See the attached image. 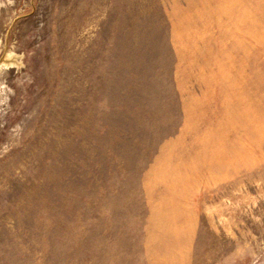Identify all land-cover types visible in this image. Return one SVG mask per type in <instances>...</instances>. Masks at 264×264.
<instances>
[{
	"label": "rangeland",
	"instance_id": "obj_1",
	"mask_svg": "<svg viewBox=\"0 0 264 264\" xmlns=\"http://www.w3.org/2000/svg\"><path fill=\"white\" fill-rule=\"evenodd\" d=\"M0 264H264V0H0Z\"/></svg>",
	"mask_w": 264,
	"mask_h": 264
}]
</instances>
